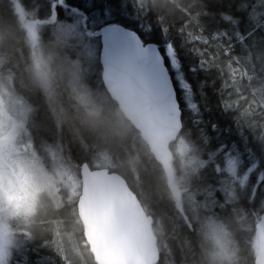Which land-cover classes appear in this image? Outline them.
<instances>
[{
    "label": "trees",
    "instance_id": "16d2710c",
    "mask_svg": "<svg viewBox=\"0 0 264 264\" xmlns=\"http://www.w3.org/2000/svg\"><path fill=\"white\" fill-rule=\"evenodd\" d=\"M54 2L0 0V40L13 38L6 47L0 48V77L12 79L14 88L32 104L42 135L51 141L57 140L60 154L71 167L79 171L83 161L91 166L104 163L126 178L154 218L161 251L157 264H202L215 237L205 224L204 234L199 238L193 232L181 236L161 232V223L173 228L167 213L178 212L179 206L193 204V200L187 199L189 202L182 204L178 201L162 158L151 150L138 126L124 115L107 90L100 60L98 80L107 100L102 116L107 121L97 122L92 130L82 125L83 109L74 111L71 106L76 102L66 89L63 73L57 69L44 80L32 75L30 68L35 51L58 53L53 61L58 65V59L76 58L81 48L78 44L77 52L67 55L51 43L56 40L51 31L66 20L59 16L55 21L51 19L50 5ZM126 2L133 4V0ZM137 5L146 26L167 31V36L157 31L156 38L148 42L164 48L182 109L183 128L178 139H183L188 150H176L178 140L171 144L172 167L179 175L182 161L196 159L202 163L198 171L191 173L187 191L204 187L214 191L212 198L216 202V198L222 200L216 196L220 194V179L233 175L222 166L226 155L253 168L244 183L237 177L233 180L236 194L225 202L227 211L223 213L216 207L211 212L230 233L232 249L244 256L246 264H253L251 245L256 241V227L264 214V185L258 179L264 176V66L257 65V46L248 48V41L257 32L264 41V0H136L133 15ZM32 22L38 28L37 44L29 27ZM189 33L204 40L190 39ZM56 42L60 44L62 40ZM166 42L176 46V69L185 87L181 86L166 54ZM228 99L235 103L225 109L222 101ZM82 107L87 110L85 105ZM190 107L194 108L192 115ZM220 142L222 146L216 147ZM104 157L106 160L97 162ZM257 186L260 192L256 191ZM249 190L257 197L255 206L251 198L244 203ZM183 194L186 198V192ZM202 198L200 195L196 200L202 202ZM59 203V197L54 200L45 193L42 218L32 219L29 225L15 232L18 240L11 247L12 255L6 264H96L77 210L71 216ZM75 218L81 241H64Z\"/></svg>",
    "mask_w": 264,
    "mask_h": 264
},
{
    "label": "rangeland",
    "instance_id": "374dc122",
    "mask_svg": "<svg viewBox=\"0 0 264 264\" xmlns=\"http://www.w3.org/2000/svg\"><path fill=\"white\" fill-rule=\"evenodd\" d=\"M70 24H72L71 20H65L56 25L51 32L56 36L55 39H61L62 43H60V45L56 40L55 42L51 40V43L57 49L65 51L67 55H69V53L77 52L75 51L77 50L75 47L76 45H81V48L78 50V56L76 55V58L58 59V63L60 64H55V66L59 72L64 74L66 89L69 91L71 100L76 102L71 105L74 108V111H79L81 108L84 111V114L80 118L83 127L87 126L89 130H92L96 128L97 122L102 123L103 121H107L104 120V116H102L104 106H107V100L105 92L103 88H101L98 80V75L100 74L98 64L99 58L95 55H89V51H94L97 45L95 41L90 39L86 40L85 36H81L75 31H70L67 27ZM29 27L30 31H34L35 40L33 37L32 38L35 41V44H37L38 28L34 25V22L30 23ZM71 40H75V42ZM248 44V48L257 46V65L263 67L264 41L259 32L252 35ZM261 53H263L262 56ZM55 54L54 58H56ZM166 54L170 58L172 67L177 71L181 86L185 87V82L176 69L178 63L175 54L170 55L168 48L166 49ZM250 57H252L251 52ZM174 60L176 61L175 66L173 65ZM65 68H67V71L64 70ZM82 105H85L87 110H85ZM34 111L35 109L32 104L14 88L12 79L8 76L0 77V153H6L9 150V147L14 145L16 154H18L26 164L30 166L34 165L32 171L36 176L37 187L33 194L43 192L50 195V197H53L54 200L59 197V204L61 207L66 210L69 215L75 216V204L81 189V177L79 171L75 170L64 160L62 154H60L57 148V140L53 139V141H51L42 135V129L37 126L34 118ZM192 113H194V108L190 107V115H192ZM98 130H100V127H98ZM176 150H181L183 152L188 150V146L183 139H178ZM104 160H106L105 157L103 159H98L97 162H103ZM172 160L171 155L162 158L173 190L178 197V201L182 204L189 202V200H186L191 198L193 204H186V206L185 204L183 206L178 205V212L169 211L167 217L172 222L173 228L170 229L168 224L164 225L161 223V232L163 234H170V232H172V234L175 233L178 236H181L184 233L189 234L190 232H193V234L199 238L204 234L202 230L205 224L208 227L210 234H213L210 227V218L221 223L222 221L213 217V213L211 212H214L216 207H220L223 213L227 211V206L224 205L225 202H227V199L232 198L233 194H236V191L233 190V180L237 177L242 183H244L253 170V168H251L252 166L247 167L243 161L241 162V160L234 156L230 157L226 155L222 166L229 170L233 175L230 174L232 175L231 178L225 176L220 179V194H216V196H220L222 200L216 198V202L212 198V195L214 194L213 190L199 187L194 189V191H187L188 184L191 180L190 176H192L191 173L198 171L200 168L199 166L202 164L200 160L188 159L182 161L180 166L182 173L179 175L176 174L172 167ZM95 166L99 167L106 165L100 163ZM240 169L242 170L241 174L239 172ZM183 192H186V198L184 197ZM200 195H203L202 202L196 200ZM32 196L30 197V200L32 199ZM221 205H223V207H221ZM20 213L21 214L18 216H6V222L10 229L13 230V234H15V232L17 233L20 228H23V226L29 225L32 222V216L25 219L23 215V201H21ZM75 223H77L76 218L72 225V230L63 239L64 241L80 240V236L78 235L79 226L75 225ZM15 236L17 235H14L11 243L6 245L9 253L5 257L6 263L12 255L11 247L15 246L18 240V236ZM257 239L258 235L256 234L255 244H257ZM230 240L231 243L229 244V250L231 252L233 250V240L232 238H230ZM214 241H216L215 238L213 239V242ZM231 264H246L244 256H239L235 252V254L231 256Z\"/></svg>",
    "mask_w": 264,
    "mask_h": 264
},
{
    "label": "water",
    "instance_id": "95a60500",
    "mask_svg": "<svg viewBox=\"0 0 264 264\" xmlns=\"http://www.w3.org/2000/svg\"><path fill=\"white\" fill-rule=\"evenodd\" d=\"M147 56L136 55L133 43L123 46L103 82L124 115L140 129L158 157L170 155L183 128L176 86L155 42ZM177 103L179 107H177ZM81 189L76 201L83 235L96 264H157L161 258L154 218L126 178L108 166L79 167ZM257 244L264 246V214L257 225Z\"/></svg>",
    "mask_w": 264,
    "mask_h": 264
},
{
    "label": "snow or ice",
    "instance_id": "6c2138e0",
    "mask_svg": "<svg viewBox=\"0 0 264 264\" xmlns=\"http://www.w3.org/2000/svg\"><path fill=\"white\" fill-rule=\"evenodd\" d=\"M135 2L136 0H133V4H128L126 0H55L50 5L51 19L55 21L59 16L71 20L72 24L67 26L70 31H75L79 35L95 41L97 47L94 51L90 50L89 55H95L103 61L107 78L109 71L118 61L121 48L128 45L129 41H132L136 55L147 56L151 45L148 48H145L144 45L149 40L156 38L157 31H161L167 36L166 30H157L155 27L146 26L143 23V18L139 15V5H137L136 14L133 15L132 9ZM31 34L34 36V31ZM188 35L190 39L204 40L202 36H192L191 33ZM165 47L169 49L170 55L176 53V46L173 43L166 42ZM158 50L163 52L164 48ZM193 50L197 51V49ZM165 62H167V58H165ZM204 63L205 61L202 59L201 66ZM175 64L174 60L173 65L175 66ZM232 72L234 74L235 70L232 69ZM222 102L225 109L235 103L231 99ZM177 107H179L178 103ZM220 146H222V142L216 145V147ZM33 166L26 164L16 154L14 145H11L6 153H0V264H6L5 257L9 254L6 245L11 243L14 235L6 222V216L20 215L21 201H23L25 219L31 216L30 197L37 187L36 176L32 171ZM258 179L260 184L264 185V176L258 177ZM256 191H261L259 186ZM249 198L255 206L257 197L251 190L244 197L245 204L248 203ZM210 222L211 231L218 246L224 251L231 243L230 233L223 223L212 218H210ZM228 254L231 258L235 254V249ZM250 255L253 258V264H264V246L253 243Z\"/></svg>",
    "mask_w": 264,
    "mask_h": 264
},
{
    "label": "clouds",
    "instance_id": "9594fccd",
    "mask_svg": "<svg viewBox=\"0 0 264 264\" xmlns=\"http://www.w3.org/2000/svg\"><path fill=\"white\" fill-rule=\"evenodd\" d=\"M12 39V37H9L0 40V48L6 47ZM53 61V52L45 53L41 50L35 51L32 55V64L30 68L32 75L38 80L46 79L49 74L54 73L57 70ZM64 70L67 71V68ZM44 200L45 193L41 192L39 194H33L32 199L30 200L31 216L33 220L42 218ZM229 252V246L222 251L218 246L217 241L211 242V248L207 251V256L202 264H231V258L228 254Z\"/></svg>",
    "mask_w": 264,
    "mask_h": 264
},
{
    "label": "bare ground",
    "instance_id": "6f19581e",
    "mask_svg": "<svg viewBox=\"0 0 264 264\" xmlns=\"http://www.w3.org/2000/svg\"><path fill=\"white\" fill-rule=\"evenodd\" d=\"M81 149V148H80ZM78 151L81 153L82 152V150H79V148H78ZM79 218V217H78Z\"/></svg>",
    "mask_w": 264,
    "mask_h": 264
}]
</instances>
